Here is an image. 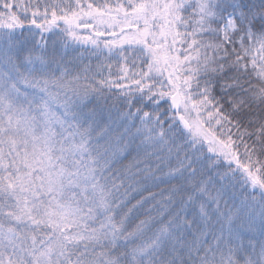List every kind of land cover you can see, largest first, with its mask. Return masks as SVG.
Returning <instances> with one entry per match:
<instances>
[{
    "label": "snow or ice",
    "instance_id": "6c2138e0",
    "mask_svg": "<svg viewBox=\"0 0 264 264\" xmlns=\"http://www.w3.org/2000/svg\"><path fill=\"white\" fill-rule=\"evenodd\" d=\"M0 264H264V0H0Z\"/></svg>",
    "mask_w": 264,
    "mask_h": 264
},
{
    "label": "trees",
    "instance_id": "16d2710c",
    "mask_svg": "<svg viewBox=\"0 0 264 264\" xmlns=\"http://www.w3.org/2000/svg\"><path fill=\"white\" fill-rule=\"evenodd\" d=\"M104 58L101 57V61H103ZM101 61H97L96 57L95 56H88L86 57L84 63L85 64H90L92 69L95 71L96 70V66L98 63H100ZM115 70V68L113 67V71ZM107 70L105 69V74H106Z\"/></svg>",
    "mask_w": 264,
    "mask_h": 264
}]
</instances>
